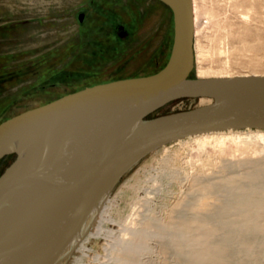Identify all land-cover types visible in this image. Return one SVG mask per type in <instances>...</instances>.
Listing matches in <instances>:
<instances>
[{
  "label": "rangeland",
  "instance_id": "374dc122",
  "mask_svg": "<svg viewBox=\"0 0 264 264\" xmlns=\"http://www.w3.org/2000/svg\"><path fill=\"white\" fill-rule=\"evenodd\" d=\"M194 1L198 33L190 78L264 75V0ZM171 45L170 12L155 0H0V122L85 87L151 75L164 66ZM205 103L177 100L151 117ZM179 144H166L127 170L104 194L78 241L48 264H120L119 254L145 218L162 221L183 214L189 219L197 200L217 203L204 190L209 184L235 186L248 173L264 169V154L243 161L248 158L241 155L244 144L225 142L203 148L213 169L202 179L184 166L156 177V162ZM14 160L13 154L3 157L0 174ZM178 201L188 206L180 209ZM151 237L138 254L139 263H180L170 249L165 252L163 239Z\"/></svg>",
  "mask_w": 264,
  "mask_h": 264
},
{
  "label": "water",
  "instance_id": "95a60500",
  "mask_svg": "<svg viewBox=\"0 0 264 264\" xmlns=\"http://www.w3.org/2000/svg\"><path fill=\"white\" fill-rule=\"evenodd\" d=\"M155 1L169 10L172 20V45L164 66L151 75L85 87L0 122V160L15 155L0 174V193L14 187L48 193L63 183L81 188L92 181V188L79 197L76 206L101 183L118 180L147 154L170 142L203 133L264 130V75L190 78L194 63L191 0ZM182 99L206 103L151 117ZM69 129L80 131L81 136L60 163L51 171H31L40 143L51 132ZM22 140L31 147L25 159L11 149ZM68 194L62 192L52 204L61 203ZM12 212L0 223V235L10 224ZM33 241L20 256L0 244V256L23 260ZM45 242H41L43 247Z\"/></svg>",
  "mask_w": 264,
  "mask_h": 264
},
{
  "label": "bare ground",
  "instance_id": "6f19581e",
  "mask_svg": "<svg viewBox=\"0 0 264 264\" xmlns=\"http://www.w3.org/2000/svg\"><path fill=\"white\" fill-rule=\"evenodd\" d=\"M191 7L193 54L195 56L194 38L198 33V14L194 0H191ZM213 78L230 77L213 76ZM80 136V131L72 129L51 132L47 139L40 143L38 158L33 163L34 168L30 165V170L46 172L54 169ZM225 142L244 144L245 149L241 155L248 158L244 157L247 159L243 161L253 156L263 157L264 130L245 129L203 133L168 143V146L180 144L174 152L156 162L154 165L156 175L155 172L153 175L156 177L163 174L166 176L165 173L171 175L174 169L178 170L184 166L185 169L193 170V174L202 179L206 172L213 169L203 153V148L207 145ZM23 143V140L16 142L11 149L17 151L19 158L23 153L21 158L25 159L31 147L27 145L28 143L25 145ZM164 147L167 145L160 148ZM192 153L196 154L195 158H192ZM177 163H180V167ZM182 170L181 172L185 173ZM244 180V183L235 186L228 183L217 186L209 184L204 190L213 197H217L215 198L217 203L203 204L197 200L190 208L192 217H188L189 219L183 214L173 219L163 215L165 218L162 221L158 220L159 218H145L143 227L133 233V239L125 245L117 261H120V264H141L140 260L138 261L140 257L138 254H142L149 246L146 245L147 239L155 236L161 241L163 239L165 252L166 249H170L169 252L179 258V264H264V169L257 168L245 175ZM153 181H156V178ZM91 182L86 181L85 186L81 188L63 183L60 188L63 191L54 188L48 193L21 190L18 187L3 190L0 193V198H2L0 223L8 212L13 211L14 214L10 224L5 226V231L0 235V244L13 250L19 256L26 248L25 246L33 241V238L34 244L25 259L13 260V258L0 256V264H48L53 257H56L58 251L78 241L76 239L78 234L89 221V225L92 223L94 210L101 203L104 194L115 185L117 179L104 181L96 190L86 194L75 206L79 197L92 188ZM61 191L63 193L68 191L70 195L68 194L67 199L65 198L61 203L52 204L61 197ZM176 205L184 209L188 206V201H180ZM176 205L173 206L176 208ZM230 215L238 218L230 220ZM42 221L45 222L42 223ZM149 228H154V233H151ZM49 235L50 239L47 240ZM26 238V243H23ZM44 240L46 242L43 247L41 242Z\"/></svg>",
  "mask_w": 264,
  "mask_h": 264
}]
</instances>
